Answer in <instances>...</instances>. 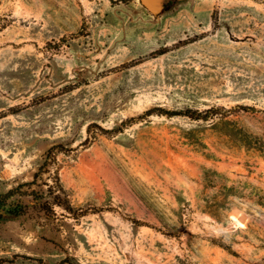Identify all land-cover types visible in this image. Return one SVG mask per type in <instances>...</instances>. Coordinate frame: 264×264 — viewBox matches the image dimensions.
I'll return each mask as SVG.
<instances>
[{
	"label": "rangeland",
	"instance_id": "1",
	"mask_svg": "<svg viewBox=\"0 0 264 264\" xmlns=\"http://www.w3.org/2000/svg\"><path fill=\"white\" fill-rule=\"evenodd\" d=\"M11 189L4 264H264V0H0Z\"/></svg>",
	"mask_w": 264,
	"mask_h": 264
},
{
	"label": "trees",
	"instance_id": "2",
	"mask_svg": "<svg viewBox=\"0 0 264 264\" xmlns=\"http://www.w3.org/2000/svg\"><path fill=\"white\" fill-rule=\"evenodd\" d=\"M239 107L240 108H243V109L246 108L245 106H239ZM214 109H215L214 107H210V108L206 109L205 112L204 111H199L198 109H190V108H188V109H186L184 111H167V110L165 111V110L161 109L160 107H154L153 109H148L146 111V113L149 114V113L153 112L154 110H158L159 112H162L163 111L166 114H170V115H173V114H185V115L190 116V117H193V118H198V117H201V116H205L207 112L212 111ZM131 120H132V118L129 119L128 121H124L123 124L126 125V124H128V122H131ZM119 129H120V127H119ZM120 131H121V129H120ZM46 162H47V160H44V162H43L42 165H44ZM38 174H39V171L35 172V174H34L35 179L38 176ZM34 180L31 181V182H29V183H34ZM55 183H56V188L55 189L57 190V192L55 193V198H56L58 196V194L60 193V191H62V186L60 184L58 175H56V177H55ZM15 190L16 189H11L8 192L0 195V209L2 208V206H4L5 199L7 197L13 195L15 193ZM50 190H52V188H50ZM7 260L10 261V262L13 261L12 259H3V260H0V264H4L3 262L4 261H7ZM40 260L41 259H39V261ZM70 264H75V263H70Z\"/></svg>",
	"mask_w": 264,
	"mask_h": 264
},
{
	"label": "water",
	"instance_id": "3",
	"mask_svg": "<svg viewBox=\"0 0 264 264\" xmlns=\"http://www.w3.org/2000/svg\"><path fill=\"white\" fill-rule=\"evenodd\" d=\"M144 2L148 3L150 0H143Z\"/></svg>",
	"mask_w": 264,
	"mask_h": 264
}]
</instances>
